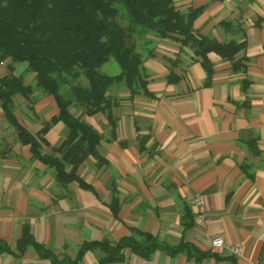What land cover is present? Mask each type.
I'll return each instance as SVG.
<instances>
[{
  "label": "crops",
  "instance_id": "1",
  "mask_svg": "<svg viewBox=\"0 0 264 264\" xmlns=\"http://www.w3.org/2000/svg\"><path fill=\"white\" fill-rule=\"evenodd\" d=\"M174 6L200 12L196 36L244 47L232 60L207 53V72L191 47L154 38L147 48L141 41L144 88L134 95L112 88L104 113L69 109L100 136L97 157L77 169L92 191L77 182L58 185L0 106V241L12 251L23 226L37 243L70 257L86 242L115 243L136 230L195 250L173 257L157 250L148 260L126 250L121 264H264V0H174ZM7 62L0 63V79L9 74ZM34 77L24 84L34 85ZM13 115L37 138L58 107L34 89L28 98L13 97ZM66 132L52 122L42 134L47 145L37 138L42 154L59 157L52 149ZM196 198L206 210L202 218ZM215 235L224 242L217 251L210 246ZM91 261L97 264L94 252L81 264ZM0 264L51 263L29 247L20 258L1 253Z\"/></svg>",
  "mask_w": 264,
  "mask_h": 264
},
{
  "label": "trees",
  "instance_id": "2",
  "mask_svg": "<svg viewBox=\"0 0 264 264\" xmlns=\"http://www.w3.org/2000/svg\"><path fill=\"white\" fill-rule=\"evenodd\" d=\"M199 13L179 11L174 0H0V63L10 62L9 74L0 79V106L20 142L29 145L32 156L53 170L58 185L65 188L77 182L80 188L92 191L78 177L77 169L89 155L97 157L100 136L81 116L108 111L113 104L109 94L116 84L123 83L130 95L144 88L141 41L143 46L153 44L155 38L191 47L207 72V53L232 60L243 49L244 44H220L196 36L193 24ZM111 59L119 68L115 76L100 71ZM14 64H24L25 73L35 74L34 85H25L23 76L12 74ZM34 89L54 98L58 115L52 122L60 121L66 127L64 139L52 149L59 157L42 154L37 140L47 145L42 134L52 122L44 125L36 138L18 125L13 115V97L28 98ZM72 104L82 109L81 116L69 112ZM29 247L51 264H81L88 252L99 253L97 264H121L126 250L144 260L157 250L172 257L185 249L195 250L185 243L165 246L151 234L134 230L130 237L115 243L86 242L70 257L37 243L23 226L15 250L0 241V254L20 258Z\"/></svg>",
  "mask_w": 264,
  "mask_h": 264
},
{
  "label": "rangeland",
  "instance_id": "3",
  "mask_svg": "<svg viewBox=\"0 0 264 264\" xmlns=\"http://www.w3.org/2000/svg\"><path fill=\"white\" fill-rule=\"evenodd\" d=\"M171 41V40H170ZM139 45H140V43H139ZM146 46L148 47V48H151V46H152V44H146ZM9 61L7 62V63H4V66L6 65V64H8L9 65ZM16 65V66H15ZM15 65H13L12 67V74L14 73V74H16L17 76H23V78L24 79H26L27 77H28V75L29 74H31V73H25V68H24V64H15ZM106 65V66H105ZM101 69H100V71H101V73H104V74H107V75H109V76H115V75H112L114 72H116L117 70H116V68L117 69H119L118 68V66H117V64L114 62V60L113 59H111L110 61H109V63H106ZM20 66V67H19ZM9 67H10V65H9ZM8 67V68H9ZM115 68V69H114ZM7 70V69H6ZM8 72V71H7ZM118 72V71H117ZM119 73V72H118ZM117 73V74H118ZM116 74V75H117ZM83 83H85L84 81H83ZM114 87H116L117 88V91L118 90H127L126 89V87L124 86V84L123 83H119V84H116ZM113 87V88H114ZM62 92H65V89L64 90H62ZM77 107L78 108V110L80 111V112H82V109L81 108H79L78 106H76V105H74V104H72L70 107H69V109L73 112V113H75V108H73V107ZM75 109V110H74ZM75 116V115H74ZM96 254L98 255L99 253H97L96 252ZM91 264H95L93 261H91Z\"/></svg>",
  "mask_w": 264,
  "mask_h": 264
},
{
  "label": "built area",
  "instance_id": "4",
  "mask_svg": "<svg viewBox=\"0 0 264 264\" xmlns=\"http://www.w3.org/2000/svg\"><path fill=\"white\" fill-rule=\"evenodd\" d=\"M193 205L197 209L198 217L202 218L206 213L202 200L200 198L194 199ZM223 245H224L223 238L220 235H215L210 239V246L215 251L222 248ZM233 252L235 255H238L240 253V248H234Z\"/></svg>",
  "mask_w": 264,
  "mask_h": 264
}]
</instances>
